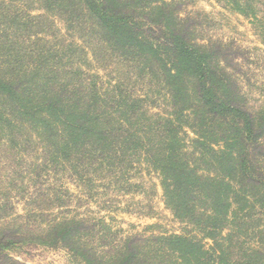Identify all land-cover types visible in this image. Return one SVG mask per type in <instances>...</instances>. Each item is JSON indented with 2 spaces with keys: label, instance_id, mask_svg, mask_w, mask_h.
I'll use <instances>...</instances> for the list:
<instances>
[{
  "label": "trees",
  "instance_id": "obj_1",
  "mask_svg": "<svg viewBox=\"0 0 264 264\" xmlns=\"http://www.w3.org/2000/svg\"><path fill=\"white\" fill-rule=\"evenodd\" d=\"M8 1L0 22V264L30 233L87 264H264V121L228 95L227 48L197 44V21L180 15L179 0H26L44 11L36 16L24 3L12 12ZM119 68L127 77L99 75ZM158 98L163 109L153 113ZM184 128L197 137L195 162L184 152ZM136 156L161 176L174 217L202 239L134 234L109 254L92 247L102 237L95 220H7L12 193L25 195L26 184L35 204L61 202L44 189L49 174L70 171L91 186L98 170L117 176Z\"/></svg>",
  "mask_w": 264,
  "mask_h": 264
},
{
  "label": "rangeland",
  "instance_id": "obj_2",
  "mask_svg": "<svg viewBox=\"0 0 264 264\" xmlns=\"http://www.w3.org/2000/svg\"><path fill=\"white\" fill-rule=\"evenodd\" d=\"M11 11L26 5L30 15L44 14L39 5L26 0H14ZM171 1V0H166ZM180 15L190 16L196 23L193 35L196 43L204 46H222L227 48L226 58L221 67L224 68L230 86L228 95L237 94V102L245 107L258 121H264V0H179ZM6 2L5 6L2 4ZM8 0H0V22L5 25V17L9 10ZM11 4V3H10ZM11 6V5H10ZM49 15V14H48ZM56 28L65 34L64 23L52 18ZM1 30L4 27L1 26ZM60 34V35H61ZM119 74L127 77V71L119 68L117 74L99 75L108 81H117ZM234 88H237L234 90ZM235 92V93H234ZM160 105L153 113H160ZM182 140L188 159L195 162L198 152L194 141L197 137L187 128L181 130ZM264 144V138L262 140ZM117 176H108L106 171L98 170L91 186H85L75 173L57 172L49 174L44 189L61 194L62 201L53 197L50 204H35L31 195L34 190L27 185V192L18 194L14 191L11 199V210L7 211V220L22 218L32 225L47 223L46 221L76 216L95 220L99 224L97 232L100 239L93 242L99 253H113L111 246L118 240L134 234L182 235L190 234L202 239L203 235L195 232L191 226L177 220L167 207L162 179L158 172L151 168L144 156L133 157L131 163ZM203 167V166H202ZM49 180V182H48ZM59 194V195H60ZM24 195V198H22ZM37 202V201H36ZM1 215V213H0ZM30 220V221H29ZM5 218L0 216V227L5 225ZM18 222V221H17ZM35 230V229H30ZM35 233L27 235V241L15 244L4 253L11 257L7 264H87L77 253L66 246L57 244L40 245ZM99 237V236H98ZM30 239L33 242H30ZM35 239V240H34ZM91 243V242H90ZM206 244H212L210 240Z\"/></svg>",
  "mask_w": 264,
  "mask_h": 264
}]
</instances>
